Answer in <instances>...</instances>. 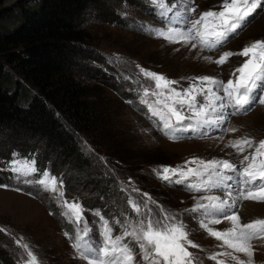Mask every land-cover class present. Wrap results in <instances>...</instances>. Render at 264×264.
<instances>
[{"label":"rangeland","instance_id":"374dc122","mask_svg":"<svg viewBox=\"0 0 264 264\" xmlns=\"http://www.w3.org/2000/svg\"><path fill=\"white\" fill-rule=\"evenodd\" d=\"M180 2L177 0L178 6ZM183 2L187 3L188 0ZM223 2L191 0L190 7L195 11L187 14L189 21L199 19L203 12L222 10ZM84 20L89 39L84 51L75 55L72 70L78 80L96 88V92H92L101 102L105 114L107 123L104 130L114 138L109 148L126 156L127 160H110L103 156L105 152L91 146L86 138L77 136L83 162L77 168L72 158L63 156L37 136L0 131V264H32L23 244H27L35 254V264H87L72 247L78 229L74 222H70L73 220L71 214L62 207L64 201L82 205L84 219L90 229L100 228V216L95 214L98 212L109 221L115 236L122 234V225L128 226L143 218L142 214L132 209L129 198L142 205V213L146 211L143 203L148 201L154 219L161 218L163 209L183 221L189 232L188 238L199 246L192 248L185 244L196 258L195 264H217V260L223 264H237L227 254L217 255L216 260L209 259V256L217 253H231L246 261L248 258L243 253L227 248L222 240L210 236L200 226L203 219L200 213L186 211L193 208L197 198L204 195L223 198V192L220 189L189 190L184 184L161 179L157 172L164 166H179L187 171L188 167H197L196 164L186 165L185 162L193 159L229 160L242 168L240 161L254 148L244 146L245 151L238 152L229 146V141L249 137L255 144L264 139V105L256 102L250 106V110L236 114H232L233 108H226L223 124L205 126L197 131L177 132L175 135L178 138L170 139L160 130L159 121L151 115L147 105L141 103L144 88L157 90L155 82L145 78L137 65L176 81L171 87L177 91L190 84L199 85L195 78L201 76L213 77L224 83L229 79L235 81L232 74L247 59L237 53L255 41H264V0H260V6L248 17L242 29L211 50L202 49L198 40L188 44L170 43L155 36L145 26H160L166 21L161 20L150 0H97ZM188 27H191L190 23ZM192 43H197V47L193 48ZM225 52L233 55L222 64L216 63ZM216 92L223 95L222 89H216ZM156 99L152 95L147 97L149 103H154ZM166 102L172 103L170 100ZM197 102H203V97L197 96ZM154 107L163 108L155 104ZM184 114L192 115L187 110ZM172 122L175 124L174 118ZM233 128L235 132L229 131ZM27 152H34L39 160L49 165L51 175L58 178L56 191L37 183H27L26 179L34 177L16 178L10 171L9 162L13 153L27 158ZM6 157L8 160L3 163ZM193 182H197L195 177L186 181ZM60 192L64 193L63 197L59 195ZM243 204L256 206L249 208L247 216H239L240 223L264 219V201L241 199L235 210L239 212ZM94 207L101 211L93 210ZM209 226L224 231L231 226V222L224 220ZM65 228L69 231H64ZM128 230L131 231V227ZM127 242L134 248L133 264H148L143 261L138 244L131 237L127 238ZM251 244L253 264H264V238L253 239Z\"/></svg>","mask_w":264,"mask_h":264},{"label":"snow or ice","instance_id":"6c2138e0","mask_svg":"<svg viewBox=\"0 0 264 264\" xmlns=\"http://www.w3.org/2000/svg\"><path fill=\"white\" fill-rule=\"evenodd\" d=\"M150 3L161 20L166 21L160 26H145L155 36L170 43L188 44L198 40L202 49L209 50L222 45L230 35L242 29L248 17L260 6V0H224L222 10L203 12L199 19L189 21L187 14L195 11L190 7L191 0L187 3L181 0L179 6L177 0H150ZM189 23L191 27H188ZM194 32L195 35H193ZM192 47L196 48L197 43H192ZM237 54L247 59L232 74L235 76V81L229 79L224 83L213 77L201 76L195 78L200 82L199 85L190 84L181 91L171 87L177 83L176 81L137 65L145 78L155 82L157 91L144 88L141 103L147 105L148 111L159 121L160 130L165 135H168L170 139H177L175 135L177 132L197 131L205 126L221 125L226 119L224 109L229 107L234 109L232 114H236L250 110V106L256 102L264 105V41H255ZM231 55H233L231 52L223 53L216 63H224L225 59ZM206 59L212 58L206 57ZM235 73L239 75L236 76ZM216 89H222L223 95H218ZM149 95L157 97L154 103L148 102ZM197 96H202L203 102H197ZM168 100L172 103H167ZM154 104L162 105L163 108L154 107ZM186 110L192 115L186 116L184 114ZM173 118L175 124L172 122ZM186 120L189 123L185 124ZM229 131L235 132L236 129ZM229 146L238 152H244V146L254 148L253 152L244 155L240 161L242 168H238L229 160L193 159L185 163L186 165L196 164L195 168L188 167L187 171H184L179 166L176 168L164 166L157 175L165 181L184 184L189 190L197 192L220 189L223 192V198L219 195L201 196L196 199L193 208L186 211L200 213L203 217L200 220V226L210 236L222 240L227 248L233 249L236 253H243L248 258L245 261L231 253H217L209 256V259L216 260L217 255L227 254L231 255L237 264H253L251 241L264 238V219L240 223L235 207L241 199L264 201V139L254 144L251 138L244 137L229 141ZM9 169L16 178L34 177V179H26L25 182L37 183L56 191L58 178L51 175L49 170L38 169L36 161L31 157L22 158L13 153ZM190 177H195L197 182L186 183ZM59 182L62 187V179ZM59 195L63 197L64 193L60 192ZM144 195L147 196L146 193ZM148 199L151 200L150 197ZM128 203L136 213L142 214L143 218L136 220L134 224L122 225V234L113 236V228L109 221L98 212L95 214L100 216V228L90 229L88 222L84 219L82 205L78 202L64 201L62 207L73 218L70 222L77 225L78 231L72 247L79 258L85 260L87 264H133L134 248L127 242V238L131 237L138 244L143 254V261L148 264H195L196 258L187 250L185 244L192 248L199 246L188 238L189 232L183 221L163 209H161V218L154 219L152 209L148 208V201L143 203V208L146 209L143 213L140 203L131 198ZM224 220L231 222L227 230L218 231L209 226L220 224ZM128 227L132 230L129 231ZM17 243L20 244V241ZM22 247L26 250L27 258L35 264L37 258L30 247L27 244H23ZM217 264H223V262L217 260Z\"/></svg>","mask_w":264,"mask_h":264},{"label":"trees","instance_id":"16d2710c","mask_svg":"<svg viewBox=\"0 0 264 264\" xmlns=\"http://www.w3.org/2000/svg\"><path fill=\"white\" fill-rule=\"evenodd\" d=\"M94 4L97 0H32L0 10V131L37 136L77 168L83 163L77 136L110 160H127L109 148L114 138L104 130L96 88L72 70L89 39L84 17ZM26 157L52 172L34 152Z\"/></svg>","mask_w":264,"mask_h":264},{"label":"water","instance_id":"95a60500","mask_svg":"<svg viewBox=\"0 0 264 264\" xmlns=\"http://www.w3.org/2000/svg\"><path fill=\"white\" fill-rule=\"evenodd\" d=\"M27 1H32V0H4V2L0 6V10H6L8 8H11L14 4L27 2Z\"/></svg>","mask_w":264,"mask_h":264},{"label":"bare ground","instance_id":"6f19581e","mask_svg":"<svg viewBox=\"0 0 264 264\" xmlns=\"http://www.w3.org/2000/svg\"><path fill=\"white\" fill-rule=\"evenodd\" d=\"M256 205H252V204H243L240 208H239V216H247L248 215V210L249 208H255ZM252 212V211H251ZM230 225V224H229Z\"/></svg>","mask_w":264,"mask_h":264}]
</instances>
